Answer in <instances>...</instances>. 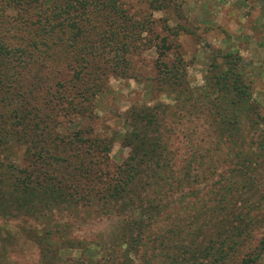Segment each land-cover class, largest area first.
Here are the masks:
<instances>
[{
	"label": "rangeland",
	"instance_id": "374dc122",
	"mask_svg": "<svg viewBox=\"0 0 264 264\" xmlns=\"http://www.w3.org/2000/svg\"><path fill=\"white\" fill-rule=\"evenodd\" d=\"M116 2L138 27L130 39H122L127 47L117 69L108 71L99 94L86 103L91 118L83 121L76 111L68 113L66 104L73 102V95L50 101L52 94L46 97L24 72L0 70V97L2 89L22 85L33 92L37 113L51 121L49 129H27L23 140L10 138L0 148V264H121V258L113 259L112 248L120 247L111 238L122 222L140 214L137 206L120 214L110 200L105 203L92 196L87 203L61 185L64 192L47 197L42 214L35 215L21 211L18 194L10 193L20 183L24 192L34 159L41 155L55 158L59 174H66L63 167L91 149L83 144L90 131L77 129L83 123L108 144L103 166L107 174L95 193L105 198L129 154V134L134 130L129 123L137 112L154 116L149 136L154 141L161 136L173 158L174 176L163 187L161 201L158 197L162 205L148 222L147 238L134 255L129 254L132 261L123 264H188L178 248L182 240L189 244L197 232L221 234L214 240L222 250L219 261L201 259L198 264H236L264 239V2L170 0L164 3L168 10L154 13L150 0ZM159 47L168 48L162 72L156 66ZM215 48L236 51L241 58L253 108L238 118L223 99L204 90ZM167 70L179 79L169 81ZM1 120L2 116L0 126ZM72 144L77 153L65 150ZM150 178L145 172L132 195L157 197L156 187L145 184ZM142 216L147 222V215ZM189 219L193 223L187 230L183 226ZM238 233L244 239L236 237ZM209 245L206 238L200 248Z\"/></svg>",
	"mask_w": 264,
	"mask_h": 264
},
{
	"label": "trees",
	"instance_id": "16d2710c",
	"mask_svg": "<svg viewBox=\"0 0 264 264\" xmlns=\"http://www.w3.org/2000/svg\"><path fill=\"white\" fill-rule=\"evenodd\" d=\"M2 2L5 6H0V70H8L16 75L24 72L38 90L46 92V97L48 93L52 94V97H48L50 101L68 99L73 95L70 98L73 102L66 104L68 113L76 111V115L83 121L91 118L85 111L88 107L86 103L99 94L100 81L108 71L111 69L114 73L112 69H117L119 59L123 55L122 50L127 47L122 39H130L138 25L127 19L116 0H56L53 4L42 0ZM169 2L170 0H150L151 12L167 9L164 3L168 5ZM94 21L95 26L92 28ZM11 32L15 39L10 37ZM68 50L73 54L69 55ZM156 53V66L162 72L168 48L159 47ZM63 70L65 72H62ZM167 71L169 81L179 79L178 74L173 75L171 70ZM204 90L206 93L216 94L230 105L236 118L253 108L250 91L244 82L241 58L236 51L213 49L209 70L204 76ZM74 93L77 95L75 100ZM1 95L0 148L6 146L5 140L10 138L23 140L27 129L43 131L50 128L51 121L37 113L36 100L31 90L19 85L16 88L2 89ZM130 121L129 125L134 130L129 134V154L124 159L123 167L115 175L113 185L109 187L105 198L95 193L99 191L97 186L107 174L103 166H106L105 161L109 153L108 144L104 143L101 135L95 136L93 129L83 123L75 125H78L79 130L84 128L90 131L83 144L91 149L86 147L82 157H72L73 161L63 167L67 170L66 174H59L60 162H56L55 158L41 155L40 158L34 159L32 170L28 174L30 180L23 183L26 187L24 192L22 193L20 183L10 193L12 196L18 194L15 199L21 211L35 215L39 212L42 214V204L46 202L47 197L64 192L61 185L74 195L81 194L87 203L92 202V196L96 201L103 200L108 203L107 200H110L114 203L112 207L120 214H125L137 206L140 214L136 213L137 217L122 222L117 235L111 238L115 245L120 247L112 248L113 259L117 261L121 258V264L130 263L132 258L129 254L134 255L137 247L142 245L141 241L147 238L144 233L148 229V222L162 205L158 197L161 201V197L166 194L163 187L174 176L173 158L167 152L166 145L161 142V136L158 135L155 141L150 139L149 134L155 123L154 116L137 112ZM65 150L77 153L79 149L72 144L65 147ZM94 167L100 169L93 170ZM145 172L151 174L150 180H146L145 184H153L156 187L155 193H159L157 197L140 198V194L137 197L132 195L138 189L139 178ZM72 175L74 178L70 180ZM88 186L91 187L90 191H84V188L81 191L82 187ZM49 202L45 203L46 208ZM103 205L109 206L104 203ZM142 215H147V222H144ZM192 223L189 219L183 228L191 229ZM198 233L192 235L189 244L185 243L186 240L180 242L178 250L185 263L198 264V260L212 258L214 262L219 261L221 244L219 250L214 239L219 238L221 234L213 237L205 232ZM185 236H188V231ZM241 236L244 239L242 233L236 235ZM206 238L210 245L200 248ZM263 255L264 239L252 253L241 258L236 264H261Z\"/></svg>",
	"mask_w": 264,
	"mask_h": 264
}]
</instances>
